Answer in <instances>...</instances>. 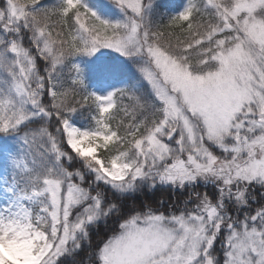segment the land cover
Instances as JSON below:
<instances>
[{
    "label": "snow or ice",
    "instance_id": "obj_1",
    "mask_svg": "<svg viewBox=\"0 0 264 264\" xmlns=\"http://www.w3.org/2000/svg\"><path fill=\"white\" fill-rule=\"evenodd\" d=\"M160 9L0 0V264H264V0Z\"/></svg>",
    "mask_w": 264,
    "mask_h": 264
},
{
    "label": "trees",
    "instance_id": "obj_2",
    "mask_svg": "<svg viewBox=\"0 0 264 264\" xmlns=\"http://www.w3.org/2000/svg\"><path fill=\"white\" fill-rule=\"evenodd\" d=\"M177 0H160V3H161V11H164L165 10V7L166 6H170L174 3H176ZM201 191H203V189H200ZM176 196H179V194L177 193ZM151 198V197H149ZM161 198H163L166 202H171L172 199H174L175 197L173 196V194L168 191V190H163L161 189L160 191H158L156 194H155V200L156 201H159ZM180 199H183V197H179ZM103 227H101V234H103ZM93 241L95 242L96 239H97V236L93 235L92 237ZM87 254V249H85L84 252H81L79 257H77V259H83Z\"/></svg>",
    "mask_w": 264,
    "mask_h": 264
},
{
    "label": "rangeland",
    "instance_id": "obj_3",
    "mask_svg": "<svg viewBox=\"0 0 264 264\" xmlns=\"http://www.w3.org/2000/svg\"><path fill=\"white\" fill-rule=\"evenodd\" d=\"M95 2L101 6L108 4V0H95ZM110 51V50H106Z\"/></svg>",
    "mask_w": 264,
    "mask_h": 264
}]
</instances>
